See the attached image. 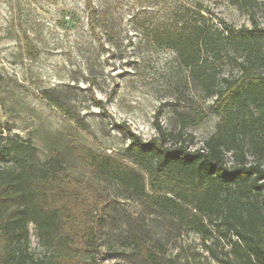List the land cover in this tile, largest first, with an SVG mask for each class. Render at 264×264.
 Instances as JSON below:
<instances>
[{"label": "rangeland", "instance_id": "374dc122", "mask_svg": "<svg viewBox=\"0 0 264 264\" xmlns=\"http://www.w3.org/2000/svg\"><path fill=\"white\" fill-rule=\"evenodd\" d=\"M93 1L95 31L89 28L85 0H0V135L30 139L42 162L53 150L63 152L80 196L105 219L98 264H152L136 241L158 264H244L233 255L231 237L219 222L209 226L212 235L204 240L173 214L99 178L70 147L116 156L143 173L125 159L124 130L147 141L157 135L156 124L177 134L180 116L193 121L197 114L201 124L187 127L184 137L193 149L201 147L219 127L214 98L147 29L175 23L184 13L218 30L224 23L236 30L252 31L254 23L264 29V0L252 6L232 0ZM240 62L234 53L223 54L210 59L208 70L222 85L240 75ZM47 94L63 101L70 113ZM30 249L38 257L47 253L34 225Z\"/></svg>", "mask_w": 264, "mask_h": 264}, {"label": "trees", "instance_id": "16d2710c", "mask_svg": "<svg viewBox=\"0 0 264 264\" xmlns=\"http://www.w3.org/2000/svg\"><path fill=\"white\" fill-rule=\"evenodd\" d=\"M85 1L89 28L95 31L97 8L93 0ZM254 24L252 31L226 23L218 30L184 13L175 23L147 29L154 43L174 51L193 80L214 98L219 127L201 147L193 149L184 137L187 127L201 124L200 114L193 121L180 116L177 134L156 124L157 135L147 141L124 130L125 159L143 173L116 156L77 144L70 147L99 178L173 214L204 240L212 235L209 226L219 222L224 235L231 237L233 255L244 264H264V29ZM229 53L240 57L241 73L220 85L208 66L210 59ZM47 98L70 113L58 97ZM104 221L102 212L80 196L63 152L53 150L42 162L30 139L0 135V264H98ZM30 225L47 251L43 257L30 249ZM135 243L152 264H158L141 242Z\"/></svg>", "mask_w": 264, "mask_h": 264}]
</instances>
